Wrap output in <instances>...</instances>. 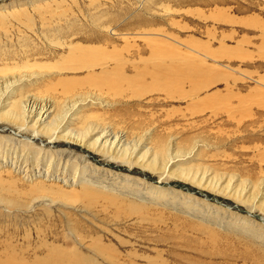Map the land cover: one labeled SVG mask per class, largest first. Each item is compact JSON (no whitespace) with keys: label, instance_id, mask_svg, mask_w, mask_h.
Here are the masks:
<instances>
[{"label":"rangeland","instance_id":"obj_1","mask_svg":"<svg viewBox=\"0 0 264 264\" xmlns=\"http://www.w3.org/2000/svg\"><path fill=\"white\" fill-rule=\"evenodd\" d=\"M0 264H264V0H0Z\"/></svg>","mask_w":264,"mask_h":264},{"label":"bare ground","instance_id":"obj_2","mask_svg":"<svg viewBox=\"0 0 264 264\" xmlns=\"http://www.w3.org/2000/svg\"><path fill=\"white\" fill-rule=\"evenodd\" d=\"M8 83V82H7ZM31 105H34V101L32 102V99H27L26 100V106L30 107ZM39 106V115L41 117H44L47 118V116L49 115V113H52V112H49L50 108H51V105L49 106L48 103L47 104H43V105H38ZM33 107V106H32ZM36 107V106H35ZM33 109V108H32ZM19 110V109H18ZM49 112V113H48ZM19 118V117H18ZM53 121L49 123V127H52L55 123V119H52ZM57 122V121H56ZM54 128V127H53ZM50 129V128H49ZM91 146V145H90ZM105 152V151H104Z\"/></svg>","mask_w":264,"mask_h":264}]
</instances>
